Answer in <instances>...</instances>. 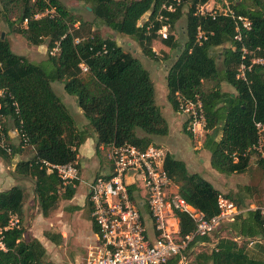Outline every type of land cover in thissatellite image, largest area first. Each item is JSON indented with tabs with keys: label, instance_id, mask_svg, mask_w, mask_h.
<instances>
[{
	"label": "trees",
	"instance_id": "obj_1",
	"mask_svg": "<svg viewBox=\"0 0 264 264\" xmlns=\"http://www.w3.org/2000/svg\"><path fill=\"white\" fill-rule=\"evenodd\" d=\"M75 1L83 3L84 11L114 34L137 42L140 52L149 59H157L152 51L153 42L160 37L157 31L163 24L173 31L182 16L178 0ZM214 1L220 10L213 18L210 13H196L197 6L206 5L209 0H191L183 43L171 35L166 40L160 39L164 46L175 51L174 62L165 78L167 100L178 113L175 93L189 100L199 98L207 131L203 147L210 152L211 168L223 175L241 174L254 156L248 152L256 141L254 123L264 124V0ZM225 3L236 16L252 22L251 31L243 33L241 42L234 40V20L220 12L227 8ZM164 6H172L174 10L166 11L162 9ZM13 7L18 8L19 17L17 26L9 23L11 31L31 46L46 44L47 59L35 63L16 55L9 41L0 36V122L12 148L11 154L0 149V159L9 163L20 152L12 145L4 126L5 120L10 119L18 139L25 135L28 147L34 149L30 160L16 164L15 174L33 180L41 213L47 217L61 199L73 197L78 182L58 194L60 180L54 172L47 173L42 162L76 163L78 150L89 138L90 130L96 136L95 152L98 153L100 146L108 149L111 145L124 144L145 150L152 146L154 136H166L168 127L155 103L149 72L132 53L94 33L82 38L79 29L84 22L59 0L33 3L0 0V19ZM50 9L54 10V16L37 18ZM160 16L167 20L159 21ZM143 18L146 21L140 24ZM198 28L205 37L200 43L196 40ZM218 48L223 50L215 54ZM243 48L249 54L242 59ZM53 51L56 53L52 54ZM217 59H221L220 68ZM253 59L259 62L252 63ZM242 62L250 66L246 82L236 79ZM81 63L85 64L86 72L80 69ZM54 82L63 83L64 91L76 98L88 129L76 128L69 111L51 87ZM223 83L232 92L223 91ZM183 132L192 139L186 124ZM258 165L264 171V162L258 160ZM164 169L177 185L178 195L206 219L218 214L216 199L221 193L208 181L189 173L185 164L170 154L165 157ZM250 190L245 188L247 194ZM24 199V192L18 187L0 192V228L8 226L12 215H21ZM233 201L240 207L245 206L240 198ZM174 213L180 236L195 231L194 222L186 214L177 210ZM262 222L259 214L249 213L231 222L227 227L228 236L214 233L194 237L185 252L187 264L192 256L198 264H264V257H252L243 246L247 239L264 240ZM92 228L96 232L94 225ZM24 233L22 226L3 231L0 264H51L45 259L46 251L41 243L36 239L26 241ZM237 236L243 238L241 243L235 240ZM179 261L180 257L175 256L167 264H179Z\"/></svg>",
	"mask_w": 264,
	"mask_h": 264
},
{
	"label": "built area",
	"instance_id": "obj_2",
	"mask_svg": "<svg viewBox=\"0 0 264 264\" xmlns=\"http://www.w3.org/2000/svg\"><path fill=\"white\" fill-rule=\"evenodd\" d=\"M225 5L227 8L220 12L234 20V40L241 42L243 33L251 31L252 22L246 17L236 16L228 4ZM205 6L198 5L196 13H210L214 18L217 12L205 10ZM162 9L169 12L174 10L172 6H164ZM46 15L54 16V10H47L37 18ZM164 19L161 16L158 18L159 21ZM157 35L166 40L169 36V25L163 24ZM203 39L204 33L198 28L196 40L200 43ZM247 54L248 50L243 48L242 59ZM251 62L256 63L259 60L253 59ZM79 67L83 72L87 71L85 64L81 63ZM247 71H250V66L242 62L236 79L246 82ZM175 98L178 113L187 118V131L195 139H202L207 131L200 99L196 97L195 100H189L178 92L175 93ZM254 127L256 141L248 152L264 162V124L255 122ZM16 134L18 135V132ZM18 140L21 148L28 147L25 135H20ZM0 149L8 154L12 153L1 122ZM108 157L111 163L109 172L97 176L90 183L87 193L90 217L96 232L82 264H167L175 256L180 257L179 264H187L185 252L194 237L218 233L226 221H233L248 213L259 214L263 219L264 230V206L250 204L240 207L222 194L216 199L218 214L206 219L201 211L178 195L177 185L164 169L166 155L160 148L149 146L141 150L131 144L111 145L108 148ZM42 163L47 173L54 172L60 180L61 188L58 194L64 193L68 186H74V182L79 180L76 163ZM174 210L186 214L194 222L193 233L184 237L179 235V221ZM12 227L19 228L15 215L10 217L7 227L0 228L2 250V233ZM235 240L240 242L239 238Z\"/></svg>",
	"mask_w": 264,
	"mask_h": 264
},
{
	"label": "rangeland",
	"instance_id": "obj_3",
	"mask_svg": "<svg viewBox=\"0 0 264 264\" xmlns=\"http://www.w3.org/2000/svg\"><path fill=\"white\" fill-rule=\"evenodd\" d=\"M35 0H31L33 3ZM66 8L76 17L81 19L84 24L79 29V35L82 38L89 37L91 34H97L105 39H111L116 42L125 52L132 53L133 57L138 59L145 70L149 72V76L154 86L155 91V103L159 108L162 117L164 118L167 127L168 134L163 137L154 136L152 138V146L160 148L163 150L165 155H172L177 160H180L187 165L189 173L198 174L209 183L213 184L214 187L218 188L217 182L220 178H225V175H222L210 166V152L203 147L204 137L202 139H195L192 137L190 139L183 132V125L185 124L187 118L182 116L179 113H176L171 104L167 100V87H166V75L167 71L170 68L169 61L174 58L175 51L168 50L162 51V45L160 43L155 44L156 50L158 52V59H149L145 57L141 52L137 42L133 41L131 38L121 37L114 34L107 27L103 26L101 23L97 22L91 14H88L84 11V4L77 2L75 0H59ZM130 1V0H129ZM178 4L182 6V16L176 22L173 31H169V35L173 36L178 42L183 43L185 41V26H186V13L191 7V0H178ZM205 10L209 12H218L220 8L215 4L214 0H209L205 6ZM19 10L17 7L11 8L8 12H4L3 18L0 19V36L3 39H7L10 43L11 51L19 56H23L31 62L40 63L44 62L47 59V48L46 44L42 46H31L25 39L11 31L9 23L18 25ZM146 18V17H144ZM140 20V24H143L146 20ZM14 26V27H15ZM78 27V25H76ZM174 32V35L172 34ZM158 42L161 41V37H158ZM159 46V48H158ZM223 48H218L215 51V54L220 53ZM56 51H53L52 54H55ZM217 66L220 68L221 59H217ZM51 87L55 94L58 96L60 101L67 106L70 114L75 119V123L79 125L80 122H85L86 119L81 115L77 100L75 97L68 95L64 91L63 83L54 82L51 84ZM221 89L225 92H232V89L226 85L221 84ZM5 129L8 132H15L12 121L6 119L4 122ZM187 130V129H186ZM14 148H17L20 152L18 155L14 156L18 160L27 161L34 156V149L30 147L21 148L19 145L18 137H16V132L14 135V141H11ZM79 155L81 156V166L78 165L79 172H82L81 182L78 186L76 193V203L79 204L78 210H65L64 203L60 202L57 206L52 209L47 216V223H49V228H46L42 224L36 222V234L38 236H45L51 244L54 253L50 255L51 258H56L60 260L61 264H69L75 262L76 264H82L86 256V251L89 246L93 244L92 236V223L90 217L89 206L87 205L86 197L82 199V196L85 195L88 191L86 183L91 181L94 177L98 164L100 163L101 167L104 165V160L102 155L99 153H94L93 159L91 162H88L85 157V152L80 151ZM2 160L0 159V162ZM252 162L255 167V173L251 170L249 176L250 179V191L248 195L249 199L243 201V204L255 203L260 206H264V171L259 167L258 160L256 157L252 156ZM2 163V162H1ZM96 164V165H95ZM82 167V170H81ZM27 179L32 180L27 177ZM216 182V183H215ZM234 185L240 186L242 184V178H237L234 180ZM28 193L26 195L25 203H29L32 200L33 192L32 186L29 184L27 189ZM229 197V196H228ZM233 199L232 197H229ZM78 200V201H77ZM81 200V201H80ZM234 200V199H233ZM80 201V202H79ZM238 202V201H237ZM28 207L31 210L32 220H36L35 217L40 220V208L38 207V201L32 202ZM64 206V207H62ZM27 225V221L25 222ZM64 228L66 235L63 237L60 233L59 227ZM221 236H228V231L226 225H223L221 229ZM46 233V235H44ZM27 238L30 236L27 235ZM54 241V242H53ZM58 243V244H57ZM243 245V244H242ZM247 244L244 243L245 251H247ZM209 251V248L206 249ZM264 257V254L261 258ZM46 260L49 259V256L46 255ZM74 263V264H75ZM188 264H198L194 260V256L190 258Z\"/></svg>",
	"mask_w": 264,
	"mask_h": 264
},
{
	"label": "crops",
	"instance_id": "obj_4",
	"mask_svg": "<svg viewBox=\"0 0 264 264\" xmlns=\"http://www.w3.org/2000/svg\"><path fill=\"white\" fill-rule=\"evenodd\" d=\"M172 34L174 35V32H172ZM158 43H160L162 45V47H163L162 49H164L162 51H166V49L170 50L169 48L164 46L160 41L159 42L154 41L152 44V51L156 54V56H157L158 52L156 50L155 44H158ZM158 48H159V46H158ZM156 58L158 59V57H156ZM173 62H174V58L173 59L171 58L169 61L170 66L173 64ZM66 108H67V106H66ZM70 115L72 116V114H70ZM81 115H83L82 112H81ZM72 118H73L74 122H76L73 116H72ZM75 125H76V128L81 131V130L87 128V121L80 122L79 125L75 123ZM8 134H9L8 136H9L10 140L14 141L15 132H8ZM16 137H17V134H16ZM218 138H220V136ZM95 145H96V136L90 130L89 138L84 142L83 145L80 146V148L78 150L77 162H76L77 165L81 166V156L79 155L80 151L85 152V155H84L85 157H82V158L87 159L88 162L92 161L94 153H95ZM98 153L102 155V159L104 160L103 161L104 165L101 167L100 163L98 164V169H97L94 177L91 179V181L86 183L87 189H89L90 183L97 176L107 174L109 172V169L111 168V163H110V160L108 157V149L103 147V146H100ZM92 154H93V156H92ZM20 161H22V160H18L15 157H13L9 163L4 162L3 160L1 161L2 163L0 162V192L11 190L14 187H18V188L23 190L24 195H25V199H26V195L28 193L27 189L29 188V184H31L32 192H33L32 193L33 194L32 200L27 204V203H25V199H24L21 215L20 216L15 215L16 219L18 221H20L19 226H22L25 229V233L23 235V238L26 241H29L31 239L38 240L41 243V245L44 247V249L46 251V255L49 256V259L47 261L50 262L51 264H61L60 260L57 259V257L55 259L50 257L51 253L52 254L54 253V249H52V247H51L52 243H50V241L47 238H45V236L44 237L38 236L36 234V222L37 221L39 222L38 224H42L46 228H49V226L51 224L49 225V223H47L48 217H44L42 215V213H40V220H39V218L37 219L36 217H35L36 220H32V217L30 216L32 208L30 210L28 207H30L29 205H31L32 202L34 203L38 200H37V198L34 194V191H33V188H34L33 180H29L27 178H23V177H20V176L15 174L16 164ZM185 166L187 168V165H185ZM77 169H78V167H77ZM254 169H255V167H254L252 159H251V162L249 163V166L247 167V170L244 173L225 175L226 176L225 178H220L218 181H216L217 183L215 182L217 184L218 188L214 187L213 184H211V183L210 184L213 186V188L215 190H217L219 193H221L224 196H227V197L229 196V197H232L233 199H236V200L240 198V200H242V201H247V200L250 201L251 198L249 199L248 195H246L247 192L245 191V188L250 187V185H251L249 176L251 174V172H250L251 170H253L255 173ZM81 170H82V167H81ZM78 172H79V169H78ZM81 175H82V172L81 173L79 172V180L76 181V182H78L77 186L76 187L74 186L75 187V194L73 195V197L71 199H65V200L61 199L59 201L60 204L64 203L63 205L66 208L65 210H68V211L78 210L79 207H81L79 204L76 203V199H77L76 193H77L78 186L81 182ZM238 177L242 178V184L240 186L234 185V183H233L234 180H236ZM87 193H88V191H87ZM87 193L82 196L81 200L85 199V197L87 200ZM250 204L257 205L255 203H248V204H245V207L250 205ZM64 206H62V207H64ZM258 206H260V205H258ZM38 207H39V204H38ZM246 216H247V214L244 216H241V217H246ZM26 221H27V225H25ZM231 222H233V221H226L223 224V225H226V229L231 224ZM91 223H92V220H91ZM92 225H93V223H92ZM223 225L220 228V232H218V234H220V236L222 234L221 229L223 228ZM59 229H60L59 231L62 235L61 237H63V239H64L66 232L64 231V228H62V226L59 227ZM228 230H229V228H228ZM27 235L30 236V238H27ZM44 235H46V233ZM91 236H92L91 238H94L93 228H92V235ZM236 238L240 239L239 243H241V241L243 240V238H241L240 236H237ZM250 240H253V241H250ZM245 243L247 244L246 245L247 249H248L247 251L250 253V255L252 257L260 258L264 254V240L263 239H260V238H258V239H256V238L255 239H247ZM74 263L75 262L71 261V263H69V264H74Z\"/></svg>",
	"mask_w": 264,
	"mask_h": 264
},
{
	"label": "water",
	"instance_id": "obj_5",
	"mask_svg": "<svg viewBox=\"0 0 264 264\" xmlns=\"http://www.w3.org/2000/svg\"><path fill=\"white\" fill-rule=\"evenodd\" d=\"M89 10V8H87ZM2 38V37H1Z\"/></svg>",
	"mask_w": 264,
	"mask_h": 264
}]
</instances>
